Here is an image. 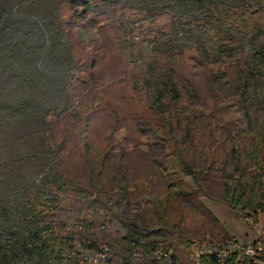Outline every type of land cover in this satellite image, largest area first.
<instances>
[{"label": "trees", "instance_id": "obj_1", "mask_svg": "<svg viewBox=\"0 0 264 264\" xmlns=\"http://www.w3.org/2000/svg\"><path fill=\"white\" fill-rule=\"evenodd\" d=\"M86 1L135 19L134 30L149 36L138 43L126 38L123 24L112 27L119 52L133 64L131 91L145 106V114L131 112L137 134H126L118 153L110 151L112 134L101 146L81 137L84 108L96 111L102 87L96 61L87 62V47L73 29L99 32L98 22L109 19L97 12L80 23L77 10ZM200 4L201 17H188L116 0H58L76 71L64 85L65 107L46 114L51 134L43 143L49 151L57 147L61 181L27 194L26 234L0 243V264H82V249L95 254L104 245L106 264H155L149 255L161 246L190 264L194 245L230 236L202 196L226 203L242 218L264 212V0ZM237 32L252 44L256 61ZM144 44L153 57L138 64ZM78 45L85 53L76 52ZM90 111L85 119L91 126ZM230 112L235 120L224 118ZM145 143L149 149L141 154ZM81 145L87 172L71 176L70 155ZM184 177L194 186L183 184ZM135 251L146 255L135 257Z\"/></svg>", "mask_w": 264, "mask_h": 264}, {"label": "rangeland", "instance_id": "obj_2", "mask_svg": "<svg viewBox=\"0 0 264 264\" xmlns=\"http://www.w3.org/2000/svg\"><path fill=\"white\" fill-rule=\"evenodd\" d=\"M116 1L137 8L167 10L188 17L202 15L201 0ZM210 1L224 6L239 2ZM57 3L58 0H0V243L26 234L22 213L27 194L46 191L48 185L61 181L55 166L57 147L54 145L53 150L49 151L44 146L43 136L51 134L47 112L66 105L64 85L76 67L70 56V42L57 14ZM77 12L76 17L80 23L91 21L92 13L107 12L109 15L108 20L98 22L99 32L77 26L73 29L75 37L87 47L90 55L87 62L91 64L93 60L96 61L93 70L102 87L96 111H90L88 106L84 108L81 137L87 135L101 146L105 142L102 141L104 137L112 134L113 148L110 151L118 153L121 145L125 144L126 134H137L131 112L135 109L145 114V106L137 98L138 95L135 96L131 91V73L128 72L133 69V64L119 52L112 27L123 24L129 33L126 38L134 37L138 43L143 42L144 36L148 35L146 31L134 30V24H137L135 19L129 18L127 21L121 12H115L104 4L86 1L79 5ZM237 34L245 40L250 59L256 61L252 44L242 33ZM84 51L81 45L76 46L78 54ZM152 57L151 48L144 44L143 59L137 63ZM120 79L122 83L118 82ZM89 111L94 113L93 123H98L97 127L94 124L87 125L88 120L85 118ZM75 112L72 110L73 114ZM224 118L235 120L237 116L230 112ZM89 129L92 131L88 132ZM62 134V128H59V135ZM76 148L71 152L68 171L71 176H75L76 171H80L83 176L87 172L82 167L85 150L83 145ZM148 149L145 143L140 145L139 152L145 154L144 151ZM182 183L194 186L191 177H184ZM201 200L218 216L231 237L240 241L252 238L255 228L226 203L207 196H202ZM260 224L264 226V212ZM115 227L123 230L119 224ZM85 251L81 250L82 264H104L96 254ZM49 262H54V258H49Z\"/></svg>", "mask_w": 264, "mask_h": 264}, {"label": "built area", "instance_id": "obj_3", "mask_svg": "<svg viewBox=\"0 0 264 264\" xmlns=\"http://www.w3.org/2000/svg\"><path fill=\"white\" fill-rule=\"evenodd\" d=\"M262 217L263 212L256 209L243 218L255 228L249 240L240 241L229 236L221 242L209 240L204 244L194 245L190 264H264V226L260 224ZM108 250V246L104 245L95 253L104 264L109 260ZM145 255L143 251L133 252L135 257ZM149 256L155 264H185L163 246L154 248Z\"/></svg>", "mask_w": 264, "mask_h": 264}]
</instances>
